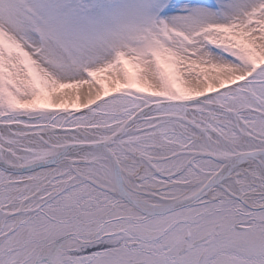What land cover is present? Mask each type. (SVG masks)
Returning a JSON list of instances; mask_svg holds the SVG:
<instances>
[{
	"label": "snow or ice",
	"instance_id": "obj_1",
	"mask_svg": "<svg viewBox=\"0 0 264 264\" xmlns=\"http://www.w3.org/2000/svg\"><path fill=\"white\" fill-rule=\"evenodd\" d=\"M0 264H264V0H0Z\"/></svg>",
	"mask_w": 264,
	"mask_h": 264
}]
</instances>
